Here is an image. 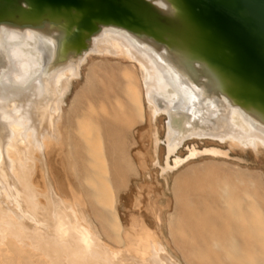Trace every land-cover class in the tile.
<instances>
[{"label":"bare ground","instance_id":"6f19581e","mask_svg":"<svg viewBox=\"0 0 264 264\" xmlns=\"http://www.w3.org/2000/svg\"><path fill=\"white\" fill-rule=\"evenodd\" d=\"M54 56L55 44L31 30L0 31V264H175L148 218L139 212L134 221L121 222L118 200L127 170L112 131L131 129L130 121L144 118L147 109L152 119L161 111L166 117V177L197 157L195 151L177 157L187 140L228 141L231 148L250 147L260 154L264 127L238 108L214 105L202 115L206 130L177 136L168 115L180 111L195 117L203 108L172 66L120 30L105 29L79 61L55 66ZM95 67L104 76L98 74L99 86L85 88ZM158 140H152V151ZM204 154L229 156L215 147ZM214 174L205 166L200 175L207 180ZM175 175V196L188 179L182 191L187 194L185 209L192 216L197 211L204 237L199 246L189 218L174 205L168 216L169 224H175L169 234L174 245L179 242L175 236L189 245L184 251L194 264H252L244 248L264 242V192L260 196L251 179L212 177L217 179L213 183L210 177L207 189L220 202L209 208L196 168Z\"/></svg>","mask_w":264,"mask_h":264},{"label":"water","instance_id":"95a60500","mask_svg":"<svg viewBox=\"0 0 264 264\" xmlns=\"http://www.w3.org/2000/svg\"><path fill=\"white\" fill-rule=\"evenodd\" d=\"M2 28L54 43L55 66L82 59L105 29L127 33L172 66L203 108L168 115L180 138L206 130L202 115L214 105L264 127V0H0Z\"/></svg>","mask_w":264,"mask_h":264},{"label":"rangeland","instance_id":"374dc122","mask_svg":"<svg viewBox=\"0 0 264 264\" xmlns=\"http://www.w3.org/2000/svg\"><path fill=\"white\" fill-rule=\"evenodd\" d=\"M98 74L104 76L102 70L99 67H95L94 72L91 73V83L85 85L86 86L85 88H89L90 84L99 86V82L97 80ZM84 79L85 78L83 76V78H81L80 80H82L83 83H85ZM73 82H75L74 84L76 85L77 84L76 82H78V80L74 78ZM73 87L72 89L74 91L75 86ZM72 98H73V94L71 93L67 101H70ZM146 111L147 114L145 115L144 118L138 116L135 121H130L129 125L131 129H126L124 132H121L119 130L117 131L115 129L112 131L113 135L115 136L114 145L118 149L122 150L120 152L126 161V170H127V178L125 183L126 185H124V188L122 189L119 196L120 199L118 200V210H119L118 212L120 215V219L122 223L123 222L127 223V221L129 220L134 221L133 219L134 216H138V213L140 212L142 215L148 218V223L151 227L154 228L158 227V231H159L158 235L163 240V242L164 241L166 242V243L164 242V244H167L168 250L170 251L172 257L174 258V263L192 264L193 262L191 263L189 259L188 250L184 251L185 250L184 248L189 245L187 246L183 245V243H181L180 237L175 236V238L178 239L180 244L183 245L182 248L179 242L176 241L178 245L177 247L176 244L174 245L175 241H173L169 236L171 228L175 227L174 223L169 224V218H168V216L171 213H173L172 211L173 206L175 205L180 207L181 208L180 213H182L185 217L189 218L190 221L189 224L191 226L190 227L191 235L195 238V242L199 246H202V239L204 236H201L202 228L200 227L197 221L199 217L197 216L198 215V213H196L197 211L194 210L193 214L196 216L194 215L192 216L191 213H189L185 209V201L187 198V194L182 191H184L186 187L185 184L188 182V179H185L187 181L181 182L179 187L181 191L178 193L177 196H175L174 187H172L171 184L173 183L172 177H174V175L176 174L175 176L179 178L181 177L180 176L181 174L189 173L192 167L196 168V170L200 175L201 171L206 166V168L210 167L215 172L214 174L215 176L214 175L210 176L212 180L211 182L214 183V181L217 180V179L215 180L212 179V177L227 178L228 180L231 181H235L237 179H244V180L251 179L257 185L258 187L257 191L258 193H260L259 195L261 196V194L264 192V153L259 154L256 151H253L250 147H246V149L244 150L238 147L231 148L228 141L220 143L215 139L212 140L208 138L206 139V138L193 137L187 140L183 144V146L180 147L176 155L177 157H184L188 154L189 151H195V153H197L196 154L197 157L191 159L193 161L189 160L192 163L189 164L190 166H187L188 164H185L189 162L187 161L184 164L180 165L179 169L175 170L176 168H174L173 172L170 173L171 176L167 175L165 177L162 171L165 170L167 167L166 164L164 163L165 161L164 156L166 152V147L164 145L165 143L164 136L166 132V124H165L166 117L160 111L158 115L154 119H152L151 115L148 113V109ZM152 137L154 139H152ZM157 139L159 140L156 142V147L155 150H153L154 151L153 152L152 151L153 141ZM214 147L222 148L223 150L227 151L229 156L225 157V156H218L212 154L209 155L204 154V150L206 149L211 150ZM139 154H141V156H139ZM170 165H172L171 167H173L172 161L170 162ZM199 177H201V175ZM210 177L208 178L210 179ZM208 178L206 180V177L202 176L201 181L203 182H201L200 179L196 181L198 183L199 181L202 184L204 183V185L201 184V186L206 187V193H205L206 205L209 208L211 207L215 208L217 207L220 201L218 196L216 195L213 196L212 192L209 189H207V185H208L207 181L209 180ZM55 187L59 189L57 181L55 183ZM195 189L197 188L194 187L193 190ZM263 200H264L263 198H260V202H262ZM198 201L199 200L195 199V202ZM260 208H261V212L264 214V201L260 203ZM198 212L200 214H206L203 211H198ZM210 214L212 215V213ZM159 219L162 220L161 224H159ZM124 223L123 225H125ZM95 224L97 225V223ZM103 239L105 242H107L109 246L111 247L115 246V244L110 240L107 239L108 240L107 241L104 237ZM260 243L258 242L257 244L259 245ZM257 244H253L254 249L253 248L250 249L251 251L254 250L252 251V254L254 256H251V253H249L251 252L250 250L246 251V247L248 246L246 247L244 246L245 248L243 247L245 249L244 251L248 252L246 254L247 255L246 257L252 260V261L249 260L252 264L256 260L255 257H257L260 263L264 262V260H262L263 258H260L262 256L260 255L261 254L260 252L264 253V251H261L262 247L264 248V242L261 243L262 245L261 249H258L260 246H258ZM179 248L183 250H180ZM257 250L259 251L258 254H257L258 252ZM183 254L184 255L186 254L185 256L188 255V259L187 257L186 259L187 261L189 260L190 262L186 261L185 256L183 257ZM257 261L255 262V264L259 263Z\"/></svg>","mask_w":264,"mask_h":264}]
</instances>
